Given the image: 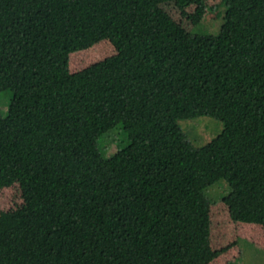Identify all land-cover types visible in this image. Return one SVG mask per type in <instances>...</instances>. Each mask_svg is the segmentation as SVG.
<instances>
[{
	"label": "trees",
	"instance_id": "1",
	"mask_svg": "<svg viewBox=\"0 0 264 264\" xmlns=\"http://www.w3.org/2000/svg\"><path fill=\"white\" fill-rule=\"evenodd\" d=\"M219 2L218 34L194 33ZM2 92L0 264L264 248V0H0ZM203 115L222 129L197 146L178 121ZM119 123L129 142L105 157ZM217 180L231 190L210 199Z\"/></svg>",
	"mask_w": 264,
	"mask_h": 264
},
{
	"label": "rangeland",
	"instance_id": "2",
	"mask_svg": "<svg viewBox=\"0 0 264 264\" xmlns=\"http://www.w3.org/2000/svg\"><path fill=\"white\" fill-rule=\"evenodd\" d=\"M226 6L219 2L213 7H207L200 22L194 27L193 32L197 34H218L224 20ZM10 95L7 92L0 93V109L3 113L7 110ZM179 124L190 136L194 145L201 146L213 138L221 129V122L209 116H197L196 118L180 119ZM129 138L122 124L119 123L112 129L104 132L98 138L99 151L105 157H110L119 149L126 146ZM223 179V178H221ZM231 188L224 180H217L205 189L210 199H217L228 194ZM241 248L240 255L231 264H264V248L253 242L239 238Z\"/></svg>",
	"mask_w": 264,
	"mask_h": 264
}]
</instances>
